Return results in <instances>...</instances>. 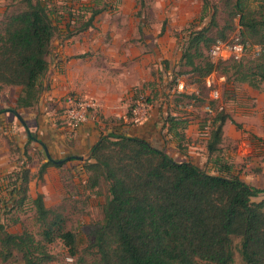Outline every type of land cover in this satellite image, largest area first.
<instances>
[{
  "label": "trees",
  "instance_id": "16d2710c",
  "mask_svg": "<svg viewBox=\"0 0 264 264\" xmlns=\"http://www.w3.org/2000/svg\"><path fill=\"white\" fill-rule=\"evenodd\" d=\"M22 1L27 6L25 10L0 19V90L4 86L22 89L16 105L11 107L16 112L34 107L48 88L43 79L57 31L41 0ZM237 7L244 11L241 0ZM94 17L85 27L92 25ZM240 22L244 38L262 46L260 56L247 62V57L212 62L205 49L217 39L209 35V27H203L190 31L182 46L180 65L205 77L222 63L232 62L235 82L260 89L264 84V19L244 12ZM220 36L227 39L224 33ZM228 119L224 111L214 118L207 143L209 156L222 151ZM24 123L28 134L25 155L30 156L31 142H37L38 147L43 144L33 128ZM73 160L71 157L56 163L50 157L41 164L38 176L42 178L50 165L63 168ZM216 164L217 172L212 173L193 160L173 157L145 139L115 131L102 134L90 159L83 162V169H63L66 177L84 175L91 190L100 188L102 182L108 185L104 217L96 223L91 245L99 264H234L236 250L244 264H264V200L259 204L253 201L264 190L242 180L221 157ZM31 174L29 162L15 172V179L10 181L12 208H21L32 198ZM32 203L41 238L24 230L14 241L0 223L2 261L20 255L24 264H48L55 260L49 245L57 240L72 256H78V236L68 229L63 213L49 208L42 194L32 198Z\"/></svg>",
  "mask_w": 264,
  "mask_h": 264
},
{
  "label": "crops",
  "instance_id": "0c3cea01",
  "mask_svg": "<svg viewBox=\"0 0 264 264\" xmlns=\"http://www.w3.org/2000/svg\"><path fill=\"white\" fill-rule=\"evenodd\" d=\"M94 20L92 25L97 24L98 19ZM76 22L72 17L63 18V22H54L62 29L52 41L49 68L43 79L48 88L39 102L34 107L16 112L11 111V107L16 105L22 89L8 86L18 92L14 99L9 94L6 97V94L3 95L1 109L5 110L0 113V196L7 192L3 198L8 196L11 199L10 181L14 177L9 180L7 173L10 170L15 173L25 161L29 162L32 172L29 193L35 198L31 184L33 179L37 180L42 163L50 157L54 160L79 157L66 162L63 168L48 166L43 175L47 183L55 178L60 179L61 171L65 168L76 166L81 170L83 162L90 159L99 137L111 131L145 139L183 160L188 159L187 154L193 159L199 153L191 136L207 142L210 138V135H202V121L197 116L188 118L174 113L165 119L162 104L166 106L167 98L173 97L172 90L168 97L151 104L145 123L135 125L125 120L137 91H145L149 81L154 80L151 55L155 56L153 61L156 66H160L164 58L174 63L181 61L183 49L182 46L178 47L175 38H170L168 46L161 37L155 40L141 39L134 45L130 40L140 34L120 31L118 21L114 22L110 31L85 32L80 27L82 23L79 28L74 26ZM251 54L247 53L246 57ZM235 88L227 103L229 119L224 124L222 143L227 150L222 159L232 166L233 172L242 180L264 190V89H256L247 83ZM69 96H90L100 103L89 121L77 129L72 128L66 118ZM222 100L223 97L220 101L223 104ZM22 116L24 120H21ZM24 122L33 128L43 144L38 147L37 142H31L30 156L25 155L28 134L23 128ZM185 145L188 146L187 150ZM262 194L264 192L259 196Z\"/></svg>",
  "mask_w": 264,
  "mask_h": 264
},
{
  "label": "rangeland",
  "instance_id": "374dc122",
  "mask_svg": "<svg viewBox=\"0 0 264 264\" xmlns=\"http://www.w3.org/2000/svg\"><path fill=\"white\" fill-rule=\"evenodd\" d=\"M41 1L47 7L53 22H63V18L72 17L77 21L74 25L76 28H79L82 23L80 26L82 27V32L110 31L114 22L118 21L120 31L140 34L130 40L134 45L141 39L155 40L161 37L164 39L166 46H168L170 38H175L178 47L181 48L191 30L203 27L210 28L209 35L214 40L223 39L220 36L222 33L229 39L237 31V25H239L244 12H252L258 19H264V11L262 10L264 0H241L244 8L243 12L237 7L238 0H145L143 4L140 0ZM26 8L27 6L22 0H0V19L2 20L8 15L21 12ZM92 16H95L94 19L98 20L97 24H93L91 29V26L85 27V23ZM56 26L57 33L62 27ZM207 53L208 48L205 49L206 56ZM154 57V54L151 55V75L154 80L151 79L149 81L145 91H137L130 105L129 112L134 107L136 100L142 96L150 104L160 101L163 97H168L177 79L181 78L185 80L188 87L196 89L198 93L173 94V97L167 98L169 100L166 106L162 104L165 107V119L167 120L174 113H177L188 118L197 116L201 119L202 126L205 121L211 119L213 125V120L218 113L210 115L205 110L207 103L217 104L212 98V90L218 89L221 92L222 102L226 106L223 111L227 113V103L233 96L235 87H240L242 84L241 82H235L231 75V71H233L231 69L232 62L222 63L210 75L200 77L198 74L189 72L190 67L181 66L180 62L174 63L168 58H164L161 61V65L156 66L153 61ZM248 60H254V57L250 55L245 62ZM210 76H213V87H209L206 82ZM261 88L264 89V84ZM16 93L18 92L14 88L11 90L8 86H4L0 90V113L2 111L3 95L6 94V97L9 94L14 99ZM180 103L193 105V107L179 108ZM212 128L213 126H211V130ZM191 139L192 142H195L199 153L193 156V159H190L191 155L187 154L188 159L195 160L204 169L216 173V167H219L216 164V159L218 157L223 158V153L227 150V146L222 147L221 152L209 156L207 150L208 142L206 140L193 139L192 136ZM185 149L187 150L188 146L185 145ZM181 151L184 153L183 148H181ZM174 156L177 158V155ZM10 171L7 173L9 180L15 177L14 171ZM83 177L84 175L80 174H76L75 177H66L64 170H62L60 179L55 178L54 181L49 183L43 177L40 178L38 176L37 180L33 179L31 184L33 186V194L35 196L42 194L49 208L62 212L67 220L68 229L73 230L79 240V257L72 256L68 248L60 240L50 244L49 249L55 255V260L48 264H99V256L96 249L91 245L94 240L96 223L104 217L103 205L109 197L108 185L102 182L100 188L91 190L85 180L86 177L84 179ZM4 195L0 196L2 204L0 205V223L4 224L6 228L5 234L15 241L17 234L22 233L24 230H30L36 234L38 239L41 238V227L36 219V209L32 203V198L23 207L12 208L10 199L8 196L3 198ZM262 197H264V194L254 197L253 200L259 201V204L263 201ZM238 242L239 240L237 239L236 243ZM80 257H82V262ZM0 264L24 263L20 255H17L7 262H3L0 258ZM200 264L206 263L200 262ZM234 264H244L237 250Z\"/></svg>",
  "mask_w": 264,
  "mask_h": 264
},
{
  "label": "built area",
  "instance_id": "2783aa9c",
  "mask_svg": "<svg viewBox=\"0 0 264 264\" xmlns=\"http://www.w3.org/2000/svg\"><path fill=\"white\" fill-rule=\"evenodd\" d=\"M251 52L253 57H258L262 53V46L252 43L243 36V26L241 22L237 25V31L229 39H217L208 49V57L214 63L229 60H241L246 57L247 53ZM223 78V77H222ZM213 80L209 77L207 84L213 87ZM198 93L197 90L188 87L186 82L179 78L177 79L171 94ZM212 98L217 101L216 105L207 103L205 110L210 115H215L218 112L225 110V106L220 102L222 94L218 89L212 90ZM66 107V118L72 128H79L81 125L89 121L92 113L100 107L99 101L90 96H69ZM180 108H191L192 105L185 103L179 104ZM151 110V104L142 96L137 99L130 113L125 116V120L129 123L139 125L147 121ZM212 120H207L202 126V135L209 136L211 132Z\"/></svg>",
  "mask_w": 264,
  "mask_h": 264
},
{
  "label": "water",
  "instance_id": "95a60500",
  "mask_svg": "<svg viewBox=\"0 0 264 264\" xmlns=\"http://www.w3.org/2000/svg\"><path fill=\"white\" fill-rule=\"evenodd\" d=\"M74 158H79L78 156H72ZM71 158V157H69ZM67 159H59V160H54L56 163H63L64 161H66Z\"/></svg>",
  "mask_w": 264,
  "mask_h": 264
}]
</instances>
